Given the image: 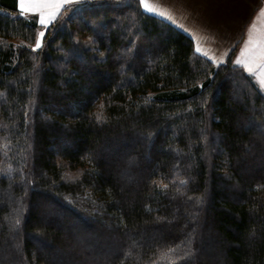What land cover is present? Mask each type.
I'll list each match as a JSON object with an SVG mask.
<instances>
[{
	"label": "trees",
	"instance_id": "obj_1",
	"mask_svg": "<svg viewBox=\"0 0 264 264\" xmlns=\"http://www.w3.org/2000/svg\"><path fill=\"white\" fill-rule=\"evenodd\" d=\"M38 26L0 0V264H264V95L232 53L139 0Z\"/></svg>",
	"mask_w": 264,
	"mask_h": 264
},
{
	"label": "crops",
	"instance_id": "obj_2",
	"mask_svg": "<svg viewBox=\"0 0 264 264\" xmlns=\"http://www.w3.org/2000/svg\"><path fill=\"white\" fill-rule=\"evenodd\" d=\"M91 1L98 0H77L76 3L64 5L61 10L67 6ZM149 3L161 11H166L171 19L157 12L148 11L140 5L141 9L188 35L193 41L195 52L210 62L224 63L232 53L231 62L242 67L264 95V87L260 84L262 75L260 66L253 63V72L250 73L244 65L235 63L248 39L249 29L253 23H255V28L252 29L253 36L264 35V14L259 11L264 7V0H149ZM23 14H34L38 21L39 15L36 13ZM197 43L200 44V52L196 51Z\"/></svg>",
	"mask_w": 264,
	"mask_h": 264
},
{
	"label": "snow or ice",
	"instance_id": "obj_3",
	"mask_svg": "<svg viewBox=\"0 0 264 264\" xmlns=\"http://www.w3.org/2000/svg\"><path fill=\"white\" fill-rule=\"evenodd\" d=\"M76 2L77 0H17V6L21 14H38L40 17V23L47 26L53 20L57 19L58 13L64 5ZM139 3L148 11L157 12L158 14L168 16L169 19H171L166 11H161L158 7L153 6L151 3H149V0H139ZM259 11L261 14H264V7H261ZM180 26L183 27V25ZM253 28H255V23L250 26L248 39L245 41L244 47L241 48L240 54L238 55L235 63L244 65L250 73L253 72V63L260 66V70L262 72L260 84L261 87H264V35L254 37L252 33ZM189 31L191 30L189 29ZM43 35V31L38 32L36 35V43L34 45H31V47H39L41 45V37ZM196 51H201L199 43H197L196 45ZM207 54L208 53H205V55ZM250 58L252 59L250 60ZM213 59H215V57H213ZM100 118L101 117L97 115V119ZM168 251L171 252L172 249H168Z\"/></svg>",
	"mask_w": 264,
	"mask_h": 264
},
{
	"label": "rangeland",
	"instance_id": "obj_4",
	"mask_svg": "<svg viewBox=\"0 0 264 264\" xmlns=\"http://www.w3.org/2000/svg\"><path fill=\"white\" fill-rule=\"evenodd\" d=\"M72 9V8H71ZM71 9H68L65 13H63V15L62 16H64V15H66V14H68V13H70L71 12ZM38 24H39V26H38V30H37V33L38 32H41V31H45V29H46V27L49 25H47V26H45V25H42L41 23H40V17L38 18ZM37 35V34H36ZM41 39H42V37H41ZM35 43H36V40H35ZM34 43V44H35ZM33 44V45H34ZM33 48V47H32ZM113 156V154H108L106 157H112ZM126 164H128L127 163V161H126ZM50 206L51 207V205L49 204V203H45L44 201H41V206ZM65 220L68 222V218L66 219L65 218ZM66 224V223H65ZM63 228H66V227H63ZM65 231H67V229H64ZM145 240H147V241H149L150 240V236H148ZM41 248H42V246H41ZM117 249H113L112 251H116ZM61 264V263H63V262H58V264ZM11 264V263H10Z\"/></svg>",
	"mask_w": 264,
	"mask_h": 264
}]
</instances>
